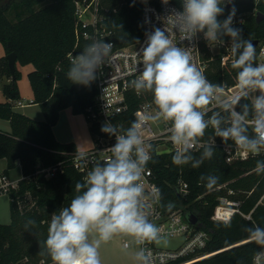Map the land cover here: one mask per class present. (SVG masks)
Listing matches in <instances>:
<instances>
[{
  "label": "trees",
  "instance_id": "obj_1",
  "mask_svg": "<svg viewBox=\"0 0 264 264\" xmlns=\"http://www.w3.org/2000/svg\"><path fill=\"white\" fill-rule=\"evenodd\" d=\"M147 2L100 0L101 17L96 26H84L76 15V0H0V42L6 55L15 52L17 62L33 64L28 72L33 102L38 103L44 113V119L39 120L16 108L15 102L20 99L17 82L20 71L16 68L13 78L7 56H2L1 70L8 76V82L3 85L5 100L0 101V118L10 121L11 130L0 129V158L7 159L6 174L20 164L22 177L7 192L11 221L0 222V264H53L50 257L41 254L51 215L69 205L76 194L75 183L85 177L73 163V155L78 150L75 142L58 140L53 128L65 107L85 114L94 104L98 90L97 79L89 87L71 83L66 76L67 70L75 54L96 38L100 39L99 35H93L96 28L111 30L118 47L139 40L144 29L142 8ZM234 3L237 9L234 26L242 29L245 39L264 40V19L256 20L258 11L264 13V0H234ZM230 8L231 5L225 7L220 20L226 18ZM85 31L92 36L86 37ZM208 43L201 34L202 48L210 56ZM223 51L221 48L213 54L207 77L216 84H232L236 82V70L231 64L221 63ZM257 53L256 48V60ZM250 102L248 99L240 103L250 106ZM136 105L131 101L130 113ZM90 129L93 133L94 128L90 126ZM252 134L249 127V135ZM201 151L202 148L194 150V154L198 157ZM173 154L153 153V160L149 161L161 189L163 204L169 208L182 207L186 214L194 212L209 230L208 243L198 252L219 250L193 264H253L259 246L248 240L240 241L247 239L245 227H264V204L259 202L264 192V174L255 172L256 162L264 161V157L251 156L228 162L223 148L217 145L211 160H205L199 168H192L191 165H174ZM51 167L57 170L50 173ZM202 175H216L219 181L208 188L201 180ZM179 179L189 185L185 197L179 192ZM231 189L234 192L230 193ZM223 197L239 199L241 211L251 213V218L236 212L229 220L230 227H225L229 221L212 219ZM28 219L36 221L31 232L24 228Z\"/></svg>",
  "mask_w": 264,
  "mask_h": 264
},
{
  "label": "clouds",
  "instance_id": "obj_2",
  "mask_svg": "<svg viewBox=\"0 0 264 264\" xmlns=\"http://www.w3.org/2000/svg\"><path fill=\"white\" fill-rule=\"evenodd\" d=\"M161 3L167 6L170 0ZM180 5L179 9L167 10L162 18L163 28L153 27L145 32L146 40L138 52L142 57L137 65L139 75L130 82L138 95L151 94L156 111L132 121L126 129L104 122L101 131L115 137L109 148L111 155L96 163L83 181H77L76 194L69 205L51 215L41 254L50 257L53 264H101V242H108L117 234L132 237L137 245L169 244L161 229L148 218L150 201L160 199V189L148 193L142 183L147 165L153 160V145L141 136L149 122H169L168 139L175 146L172 163L176 166L199 168L214 157L215 139L202 143L210 127L214 137L224 144L233 142L245 154L259 155L264 149V63H256L255 45L243 37L241 28L234 26V0H180ZM227 5L231 8L220 20ZM201 34L207 42L230 45L231 68L236 70L234 93L225 95V85L210 82L193 62L192 49ZM173 36H178L179 43H174ZM113 47L105 40L87 44L71 60L67 79L89 87L108 63ZM249 98L250 106L241 105L242 100ZM213 104L220 111H212L209 116ZM237 106L242 110L237 111ZM221 112L230 118L224 127ZM198 145L202 151L197 157L194 150ZM255 172L264 174V161L256 162ZM201 180L212 188L219 177L202 175ZM35 225L34 219H28L24 228L31 232ZM230 226V221L225 224ZM243 230L248 233V241L259 246L254 264H264V227L254 225ZM135 259L140 264H153L151 251L144 248Z\"/></svg>",
  "mask_w": 264,
  "mask_h": 264
},
{
  "label": "built area",
  "instance_id": "obj_3",
  "mask_svg": "<svg viewBox=\"0 0 264 264\" xmlns=\"http://www.w3.org/2000/svg\"><path fill=\"white\" fill-rule=\"evenodd\" d=\"M99 4L100 0H76V15L83 22L84 26H96L98 19L101 17L98 10ZM180 6V0H170L169 5L167 6L163 5L161 0H157V2H147L144 4L142 8L144 29L142 36L139 39L140 43L134 42L126 46L118 47L112 39L111 30L99 28L95 29L93 35L96 37L99 35V40L110 42L114 45V47L108 63L98 73V90L94 104L89 106L85 113L89 125L94 128V143L89 149L77 150L73 155L74 166L85 176L96 163L103 162L111 155L109 148L114 145L115 137L109 136L101 131V127L105 121H110L119 128L126 129L130 126L132 121L143 115L153 114L156 111L152 102L151 94L142 93L138 95L134 88L130 86V82L139 75L137 65L140 64L142 57L138 52L146 40L145 32H150L153 27L163 28L164 25L162 18L167 15V10L171 8L179 9ZM86 17L89 18L86 19ZM146 20L150 21V23H145ZM84 35L86 37L92 36L89 31H85ZM96 40H98V38H96ZM173 40L174 43H179L178 36H173ZM180 46L183 47L184 45L180 44ZM208 47L211 50L210 56H207L205 50L202 48L200 36L195 43V47L192 49L193 62L202 72H204L206 77L210 63L214 59V51L211 42L208 43ZM219 47L220 49H224L221 56V63L223 65L231 64L230 45ZM256 48L258 49L256 63H264V40L259 41ZM207 79L210 81L208 77ZM221 84L226 87L225 95L232 94L236 91V82L232 84ZM249 99L251 100V98ZM131 101L137 105L135 110L130 113ZM15 103L16 105L22 104V101L17 100ZM210 108L211 110L208 113L209 116L212 111H220L216 104H213ZM236 110L240 111L238 107ZM221 116L224 118V123L221 127L227 126V123L230 120L228 113L221 112ZM249 119H251V115ZM169 127V122H149V124L141 130L142 138L146 142L153 145L152 156L153 153L158 154L175 152V146L168 139ZM249 127L251 128V124H249ZM210 138H214L216 144L223 148L228 162L245 160L253 156L245 154L242 149L231 141L227 144L222 143L219 137H214L211 127L206 130L202 143L208 141ZM200 148L201 147L198 145L197 150ZM259 155L264 157V149H261ZM56 170L57 167L49 168L50 173H54ZM155 178L154 169L148 163L146 172L142 177V183L144 184L146 192L151 193L155 188L160 189V186ZM16 184L17 181L11 180L8 174L4 171L0 172L1 193L8 192V190ZM223 185H219V187ZM178 189L184 197L189 193V185L182 179L178 180ZM232 192L234 191L231 189L230 193ZM200 197L201 195L198 196L197 199ZM240 202L241 201L239 199L223 197L222 202L215 207L212 219L227 222L236 212L242 213L248 219L251 218V213H244L241 211ZM259 202L264 204V192L260 197ZM150 211L151 214L148 218L161 229L162 235H179L184 237L182 245L176 248H162L149 243L141 245V248L151 251L153 264H193L194 262L219 251L198 252L207 245L210 238L209 230L202 224V222L199 221V219L195 223L190 222L188 220V214L190 212L186 214L182 207L169 208L164 206L162 195L159 200L150 201ZM247 240L248 239L240 241V243ZM254 257L255 254L253 256V264Z\"/></svg>",
  "mask_w": 264,
  "mask_h": 264
},
{
  "label": "rangeland",
  "instance_id": "obj_4",
  "mask_svg": "<svg viewBox=\"0 0 264 264\" xmlns=\"http://www.w3.org/2000/svg\"><path fill=\"white\" fill-rule=\"evenodd\" d=\"M9 16L11 15L8 13ZM11 17V16H10ZM89 17H86L88 19ZM214 53L220 51V47L217 44L212 43ZM6 55L4 45L0 42V59ZM33 68L32 63L21 64L17 62V69L20 71V77L18 79V86L20 90V100L25 103H29L30 107L24 106L16 108L20 111H26L30 114L40 113L41 118L44 119V113L40 105H34L31 103L33 95V89L28 78V72ZM8 82V76L1 70L0 65V101L5 99L3 94V85ZM32 100V101H31ZM1 123H6L3 118H0ZM55 131L58 133L59 138L63 141L71 140L75 138L78 143L79 150H86L89 146H92L94 135L90 129V125L86 119L84 113H75L71 107H65L60 111V117L58 122L54 125ZM10 179L14 180L20 178L22 175L20 167H14L9 170ZM11 221L10 214V196L7 192L0 194V222L9 223ZM169 240L167 246H158L162 248H176L182 245L184 242L183 236H166ZM128 245L126 248L125 245ZM141 249V245H137L132 237L117 234L113 236L108 242H101L99 247V255L101 264H140L135 259L136 253Z\"/></svg>",
  "mask_w": 264,
  "mask_h": 264
},
{
  "label": "crops",
  "instance_id": "obj_5",
  "mask_svg": "<svg viewBox=\"0 0 264 264\" xmlns=\"http://www.w3.org/2000/svg\"><path fill=\"white\" fill-rule=\"evenodd\" d=\"M33 98H34V95H32V97H31V99L33 100ZM5 100V99H4ZM20 100V99H19ZM31 100V101H32ZM20 101H22V104H18L17 105V107H19V108H22V107H26V106H28V107H30V106H32V105H30L29 103H25L23 100H20ZM31 103H33L34 105H38V103H35V102H31ZM22 112H24V113H26V114H28V115H30L31 117H33V118H36V119H39V120H41V119H43V118H41V116L39 115L40 113H37L36 112V114H30L29 112H26V111H22ZM4 119V118H3ZM5 120V122L6 123H1L0 122V129H2V130H6V131H10L11 130V124H10V121L8 120V119H4ZM54 129V128H53ZM54 133H55V136H56V138L58 139V140H60V141H63V140H61V138H59V136H58V133L55 131V129H54ZM67 141H74L75 142V144H76V146H77V149L79 150V148H78V143H80L78 140H76L75 138H71V140H67ZM93 143H94V139H93ZM93 143H92V145H93ZM89 148H90V146H89ZM88 148V149H89ZM6 167H7V159L6 158H0V172H2V171H4L5 169H6ZM16 167H20L21 168V166H20V164H18ZM21 172H22V170H21ZM8 175H10V172L8 171ZM21 177H22V175H21ZM20 177V178H21ZM20 178H17V179H15V181H18Z\"/></svg>",
  "mask_w": 264,
  "mask_h": 264
},
{
  "label": "water",
  "instance_id": "obj_6",
  "mask_svg": "<svg viewBox=\"0 0 264 264\" xmlns=\"http://www.w3.org/2000/svg\"><path fill=\"white\" fill-rule=\"evenodd\" d=\"M263 19H264V13L261 11H258L257 15H256L257 22H260ZM251 41L253 42L255 47H257L259 40L258 39H252ZM6 56H7L8 62H9L10 70L13 74V78H15V71L17 68V55L15 52H11V53H8ZM188 220L192 223H195L198 220V216L194 212H190L188 214Z\"/></svg>",
  "mask_w": 264,
  "mask_h": 264
}]
</instances>
